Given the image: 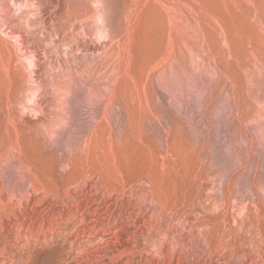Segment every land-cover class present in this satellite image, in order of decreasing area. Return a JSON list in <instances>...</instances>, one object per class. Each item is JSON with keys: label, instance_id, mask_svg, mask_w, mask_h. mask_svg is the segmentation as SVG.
Returning a JSON list of instances; mask_svg holds the SVG:
<instances>
[{"label": "rangeland", "instance_id": "1", "mask_svg": "<svg viewBox=\"0 0 264 264\" xmlns=\"http://www.w3.org/2000/svg\"><path fill=\"white\" fill-rule=\"evenodd\" d=\"M0 204V264H264V0H0Z\"/></svg>", "mask_w": 264, "mask_h": 264}, {"label": "bare ground", "instance_id": "2", "mask_svg": "<svg viewBox=\"0 0 264 264\" xmlns=\"http://www.w3.org/2000/svg\"><path fill=\"white\" fill-rule=\"evenodd\" d=\"M102 17H103V15H101ZM103 30V29H102ZM1 205V204H0ZM2 208V207H1ZM1 233V232H0ZM0 238H2V237H0Z\"/></svg>", "mask_w": 264, "mask_h": 264}]
</instances>
